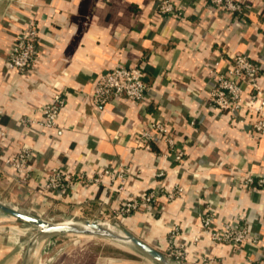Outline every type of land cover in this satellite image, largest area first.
Segmentation results:
<instances>
[{
	"label": "crops",
	"instance_id": "1",
	"mask_svg": "<svg viewBox=\"0 0 264 264\" xmlns=\"http://www.w3.org/2000/svg\"><path fill=\"white\" fill-rule=\"evenodd\" d=\"M157 1L0 0V198L50 220H114L159 250L177 227L175 241L188 264H261L264 183L256 182L264 178V134L251 128L242 111L219 110L208 97L212 61L221 58L224 67L234 53L260 65L264 95V0H236L244 19L207 0H171L177 11L163 17ZM30 18L38 51L20 74L6 68V58ZM117 64L142 68L146 100L94 106L93 77ZM56 92L64 102L55 123L45 127L36 120ZM156 120L184 149L183 164L172 163L157 134L149 149L134 142L135 133ZM24 148L30 158L21 182L5 159ZM52 168L88 176L108 168L123 176L39 192ZM159 169L162 184H177L182 194L172 201L160 195L149 206L117 214L123 200L158 183ZM247 176L253 184L244 183ZM206 209L218 228L243 221L258 244L212 243L200 223ZM17 252L11 247L0 262L9 263Z\"/></svg>",
	"mask_w": 264,
	"mask_h": 264
},
{
	"label": "built area",
	"instance_id": "2",
	"mask_svg": "<svg viewBox=\"0 0 264 264\" xmlns=\"http://www.w3.org/2000/svg\"><path fill=\"white\" fill-rule=\"evenodd\" d=\"M207 2L222 11L232 12L239 18L244 19V6L239 1L207 0ZM176 11V7L171 0H158L156 2V12L160 16L166 17L175 14ZM37 51L38 29L34 19L30 18L11 45L6 58V68L15 70L20 74L27 72L31 62L36 57ZM220 60L221 58L212 61L211 76L214 85L211 87L208 97L211 106L229 112L242 111L244 115L249 116L251 128L257 133L264 134V95L262 81L260 80L263 73L260 65L243 53L230 55L224 67L220 66ZM146 91L147 84L139 65L117 64L108 70L97 73L93 77L89 98L94 106H103L120 98L143 103L147 97ZM63 102L62 94L60 92L54 93L51 100L42 106L41 117L36 122L45 127L52 126ZM156 134L162 137L165 142V154L171 159L172 163L183 164L185 159L184 149L178 144L175 135L161 121H151L147 127L135 133L133 140L137 145L149 149L151 148L153 136ZM29 158L30 151L24 148L12 157L5 159V163L16 170L21 182L27 178ZM104 175H109L113 179L115 176H123L122 173H116L108 168L97 171L92 176L52 168L44 183L40 186L39 192L65 189L75 180L85 183L98 182ZM164 176L165 173L162 169L157 170L155 178L158 179V183L137 197L132 196L123 200L117 207V214L124 215L141 207L149 206L160 195L164 196L167 201L179 197L183 191L182 187L175 184L170 188H166L161 182ZM243 181L248 185L254 183V179L250 176L245 177ZM256 183L261 185L264 183V178H258ZM212 220L213 215L209 209H206L200 216L202 230L212 243L242 246L245 243L257 245L259 242V238L249 231L243 221H232L218 228L213 225ZM176 235L177 227L169 230L167 256L184 260L186 254L183 246L175 241ZM259 262L264 264V253Z\"/></svg>",
	"mask_w": 264,
	"mask_h": 264
},
{
	"label": "rangeland",
	"instance_id": "3",
	"mask_svg": "<svg viewBox=\"0 0 264 264\" xmlns=\"http://www.w3.org/2000/svg\"><path fill=\"white\" fill-rule=\"evenodd\" d=\"M0 200L20 211L39 216L27 206H19L7 199L0 198ZM51 220L83 221L85 219L58 217ZM101 223L119 229L124 228L110 219H101ZM11 247L17 248L16 258L8 260L9 263L0 262V264H158L128 243L100 236L76 234L37 236V229L34 226L0 211V256ZM160 251L167 256V246ZM168 257L175 264H188L185 259Z\"/></svg>",
	"mask_w": 264,
	"mask_h": 264
},
{
	"label": "water",
	"instance_id": "4",
	"mask_svg": "<svg viewBox=\"0 0 264 264\" xmlns=\"http://www.w3.org/2000/svg\"><path fill=\"white\" fill-rule=\"evenodd\" d=\"M0 211L21 220L23 223L34 226L37 229V236L59 234L100 236L102 238L128 243L158 264H175V262L163 252L138 238L130 231L121 228V235L101 225L98 220L85 219L83 221H70V223L67 222L68 220L52 221L50 219L20 211L2 200H0Z\"/></svg>",
	"mask_w": 264,
	"mask_h": 264
},
{
	"label": "bare ground",
	"instance_id": "5",
	"mask_svg": "<svg viewBox=\"0 0 264 264\" xmlns=\"http://www.w3.org/2000/svg\"><path fill=\"white\" fill-rule=\"evenodd\" d=\"M67 222L70 223V220H68ZM99 222H100L101 225L105 226L106 228H108V229H110L112 231H115V232H117V233L122 235V232H121V230L119 228H117V227H115L113 225H107V224L101 223V221H99Z\"/></svg>",
	"mask_w": 264,
	"mask_h": 264
}]
</instances>
